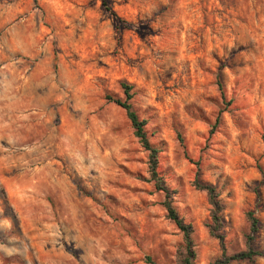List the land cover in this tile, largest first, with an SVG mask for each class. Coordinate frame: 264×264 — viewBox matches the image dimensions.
<instances>
[{
    "label": "rangeland",
    "instance_id": "rangeland-1",
    "mask_svg": "<svg viewBox=\"0 0 264 264\" xmlns=\"http://www.w3.org/2000/svg\"><path fill=\"white\" fill-rule=\"evenodd\" d=\"M106 3L0 0V264L177 261L181 232L142 179L147 152L105 99L123 81L196 264L220 255L197 172L220 193L226 252L245 249L250 210L263 252L264 0Z\"/></svg>",
    "mask_w": 264,
    "mask_h": 264
},
{
    "label": "trees",
    "instance_id": "trees-1",
    "mask_svg": "<svg viewBox=\"0 0 264 264\" xmlns=\"http://www.w3.org/2000/svg\"><path fill=\"white\" fill-rule=\"evenodd\" d=\"M102 4L104 6H107L106 0H102ZM106 9L110 10L109 7H107ZM112 14L115 15L113 12ZM217 85L223 96V85L219 80V74L217 75ZM121 88L123 97L106 93L105 99L118 105L124 110L133 128V135L137 138L141 147L147 152L148 176L142 179L151 183L156 191H160L163 193L162 205L166 211V218L176 225L182 235L183 250L179 254L177 261L171 264H196V250L193 238V226L191 223L186 222L185 219L179 214L177 208L173 203L175 190L171 189L166 184L164 177L159 171V154L162 151V147L159 145H155L150 141V138L145 129V125L147 123L146 120L140 118L136 110L133 108V105L131 103V99L134 96L133 85L126 81H123L121 82ZM219 120L220 114L218 113L215 122L209 130L210 134L215 131ZM178 139L181 143L183 142V139L180 135H178ZM186 158H188L187 154ZM188 159L190 160V158ZM195 164L199 165L198 162H195ZM197 170L199 171V168ZM192 185L196 189L204 191L207 196V200L210 205V214L209 222L206 227L209 234L218 240V244L220 247V255L210 264H230L233 261L241 260H246L249 264H257L255 257L257 255L264 256V251H257L253 245L257 233L260 229L259 218L255 216L253 211L250 210L247 212L249 228L248 233L246 234L245 249L238 252L227 253L224 243V235L222 233V229L224 226V221L222 218L223 204L219 198V191L212 183L201 180L199 177V172L196 173V176L192 180ZM143 259L147 264H160L156 262L151 255H145Z\"/></svg>",
    "mask_w": 264,
    "mask_h": 264
}]
</instances>
